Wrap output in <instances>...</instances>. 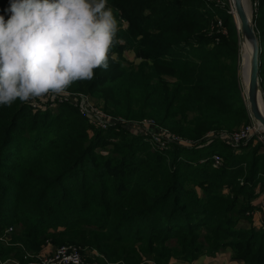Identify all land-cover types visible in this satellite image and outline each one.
<instances>
[{
	"label": "trees",
	"instance_id": "16d2710c",
	"mask_svg": "<svg viewBox=\"0 0 264 264\" xmlns=\"http://www.w3.org/2000/svg\"><path fill=\"white\" fill-rule=\"evenodd\" d=\"M229 1L108 0L119 10L116 59L68 90L194 146L151 151L120 124L101 130L67 105L0 106V237L13 228L0 263L74 244L94 264L194 263L226 250L238 264H264V147L249 140L237 153L220 137L204 141L251 120ZM253 3L264 97V0ZM8 7L0 0L5 19Z\"/></svg>",
	"mask_w": 264,
	"mask_h": 264
},
{
	"label": "clouds",
	"instance_id": "9594fccd",
	"mask_svg": "<svg viewBox=\"0 0 264 264\" xmlns=\"http://www.w3.org/2000/svg\"><path fill=\"white\" fill-rule=\"evenodd\" d=\"M118 11L108 0H9L8 18L0 15V106L69 95L73 83L107 70L121 42Z\"/></svg>",
	"mask_w": 264,
	"mask_h": 264
},
{
	"label": "built area",
	"instance_id": "2783aa9c",
	"mask_svg": "<svg viewBox=\"0 0 264 264\" xmlns=\"http://www.w3.org/2000/svg\"><path fill=\"white\" fill-rule=\"evenodd\" d=\"M253 5L255 6L256 3H254ZM218 25H220V22L218 23ZM64 101L69 104L71 103L72 105L79 102L80 116L82 118L89 119L90 122L99 129L106 130L107 128H110L109 126L120 123V120L113 119L112 117L105 114L100 107L92 104L91 99L85 94L69 93V95L66 96L55 97L49 95L42 98H36L34 101L29 102V104L32 109H36L40 106V103H46L48 106H55L57 105V103H62ZM139 126H141V129H143L144 132L147 130L153 132V138L157 143H160L161 141H165V143H168V141L181 143L179 139L172 137L168 138V141L164 140V137H167V132L160 128H156L155 131H152L151 129L155 126L151 122L143 121L139 124ZM218 135H220V138L231 148H237L241 144L243 145L244 143H247L251 138L256 139L258 143L264 146V130L254 121L252 123L250 122L248 125L242 127L237 131L230 133L221 132ZM181 144L190 145L191 143L182 142ZM163 147L166 146L163 145ZM213 161L214 166H219L220 159L218 157H214ZM259 207L264 210L263 202L262 205H259ZM12 230V227H8L4 231L3 236L0 237V241H7L6 237H3L5 235H9ZM48 250L49 251L45 249L41 254L38 255L26 254L25 259H29L27 260L26 264H94L93 262L87 261L86 258H84V256L82 255L80 249L73 245L60 246ZM92 254L93 253H91V256ZM13 263L18 264L16 261H13ZM0 264H5V261L1 262Z\"/></svg>",
	"mask_w": 264,
	"mask_h": 264
},
{
	"label": "water",
	"instance_id": "95a60500",
	"mask_svg": "<svg viewBox=\"0 0 264 264\" xmlns=\"http://www.w3.org/2000/svg\"><path fill=\"white\" fill-rule=\"evenodd\" d=\"M234 21L240 33V44H248L250 54L247 60L248 74L246 86V102L250 119L264 130V110L259 80L260 45L255 25L248 12L246 0H230Z\"/></svg>",
	"mask_w": 264,
	"mask_h": 264
},
{
	"label": "rangeland",
	"instance_id": "374dc122",
	"mask_svg": "<svg viewBox=\"0 0 264 264\" xmlns=\"http://www.w3.org/2000/svg\"><path fill=\"white\" fill-rule=\"evenodd\" d=\"M254 3H253V0H246V5H247V8H248V12H249V14H250V16H252V14H253V7H254V5H253ZM229 5H230V7H229V13L231 14V10H232V8H231V3H230V1H229ZM243 54H244V52H243V45L242 44H240V67H239V75H240V83H241V88H242V95H243V97L245 98V102H246V94H245V86H244V83H243V79H242V63H243ZM122 58L124 59V60H126L127 62H131V63H133V64H137V63H139V61H138V59H136L135 57H134V54L131 52V51H128V50H125L123 53H122ZM261 95H262V102H263V106H264V97H263V93H262V91H261ZM90 98V97H89ZM91 99V101H92V104H94L95 106H97L98 107V104L99 103H97L94 99H92V98H90ZM58 101V100H57ZM246 104H247V102H246ZM59 105H67V106H70V107H72L76 112H77V114L79 115V117H81L80 116V110H79V102L78 103H76V104H74V105H72L71 103L69 104V103H67L66 101H64V102H62V103H57V105H55V106H52V105H50V106H48L46 103H40V106L38 107V108H36V109H32V110H34V111H36V110H46V108H48L49 109V111H50V109L52 110V111H55L57 108H58V106ZM43 108H45V109H43ZM82 118V117H81ZM82 119H85V118H82ZM120 123V125L119 126H123V128H126V129H128L131 133H134V135L135 136H137V138H140V139H142L143 141H145V143H147V144H149L150 145V147L152 148V149H150L151 151H154L155 149H158L159 151H162L165 147H163V145L164 146H166V148H171L172 146H174L173 144H181V143H178V142H176V143H165V141H161L160 143H157L155 140H154V135H153V132H150V131H145L144 132V130L143 129H141V126H139V124L140 123H135V122H132V123H124V122H122L121 120L119 121ZM250 122L252 123L253 122V120L251 119L250 120ZM118 124H115V125H113V126H109L110 128L111 127H114V128H116V126H117ZM141 125H143V124H141ZM109 128H107L106 130H108ZM119 129V128H118ZM102 130V129H101ZM114 131H117L116 129H114ZM219 137H220V135H218V136H214V137H209L207 140H204L205 142H208V140H211V138H215V140H217V139H219ZM217 138V139H216ZM167 139V137H164V140H166ZM152 140V141H151ZM250 140H252V142H253V145H256V144H259V145H261L260 143H258L257 142V140L256 139H254V138H251ZM204 142V143H205ZM204 143H202V144H204ZM201 144V143H200ZM201 144V145H202ZM245 144V143H244ZM242 145V144H241ZM186 146H194V145H186ZM262 146V145H261ZM264 147V146H263ZM239 147H237V148H232L233 149V151L234 152H237V153H239V151L240 150H237ZM98 151H100V150H97V152ZM140 155V157H141V155L142 154H139ZM213 158L214 157H218L219 159H220V164H219V166L221 165V163H222V158L219 156V155H213L212 156ZM218 166V167H219ZM256 205H262V202H260V200L259 201H257L256 202ZM254 217H253V221H256L255 223H254V225L257 227V228H259L262 224H261V213L259 212V211H257V212H255L254 213ZM13 229V228H12ZM13 231V230H12ZM10 233H12V232H10ZM3 236V235H2ZM1 236V237H2ZM6 237V239H7V241H3V242H5V243H7L8 241H9V237L10 236H8V235H5L3 238H5ZM67 245H73V246H76V245H74V244H64L63 246H67ZM60 247V246H59ZM76 247H78L79 249H80V251H81V253H82V255L84 256V258H86V260H87V258H91L90 256H91V252H88L87 250H85V249H82V248H80L79 246H76ZM46 248H48V249H54L55 248V246H51L50 244H47V246H46ZM57 248V247H56ZM224 252V251H223ZM229 252V251H228ZM201 258H199L198 260H200ZM8 261H10L9 262V264H14L13 263V261H16L17 263H18V261L17 260H14V259H7ZM7 260H5V261H7ZM197 260V261H198ZM19 264V263H18ZM168 264H193V263H186V262H176V261H170Z\"/></svg>",
	"mask_w": 264,
	"mask_h": 264
},
{
	"label": "crops",
	"instance_id": "0c3cea01",
	"mask_svg": "<svg viewBox=\"0 0 264 264\" xmlns=\"http://www.w3.org/2000/svg\"><path fill=\"white\" fill-rule=\"evenodd\" d=\"M260 202H262L261 199H260ZM255 222L256 221H254V223ZM46 250L49 251L47 248H46ZM193 264H238V263H236V262L231 260V258H230V250H226V251H224L222 253H219L215 257L203 256V257H201L200 260L194 262Z\"/></svg>",
	"mask_w": 264,
	"mask_h": 264
},
{
	"label": "bare ground",
	"instance_id": "6f19581e",
	"mask_svg": "<svg viewBox=\"0 0 264 264\" xmlns=\"http://www.w3.org/2000/svg\"><path fill=\"white\" fill-rule=\"evenodd\" d=\"M243 45V63H242V79L245 86V92H246V86H247V74H248V65L247 60L250 54V47L248 44H242ZM262 109L264 110V106H262Z\"/></svg>",
	"mask_w": 264,
	"mask_h": 264
}]
</instances>
